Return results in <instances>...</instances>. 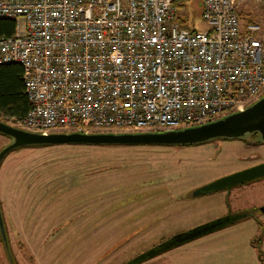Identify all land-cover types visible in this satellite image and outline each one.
I'll return each mask as SVG.
<instances>
[{"label": "rangeland", "instance_id": "obj_1", "mask_svg": "<svg viewBox=\"0 0 264 264\" xmlns=\"http://www.w3.org/2000/svg\"><path fill=\"white\" fill-rule=\"evenodd\" d=\"M201 1L184 0L179 11L197 31L208 27ZM256 3L249 0L240 15L264 24V1ZM0 120L22 128L14 119ZM10 142L0 134V151ZM260 161L264 142L258 134L195 145L17 148L0 165L9 242L7 250L0 231V264H126L177 233L245 211L249 219L140 264H258L264 259V177L199 196L193 192Z\"/></svg>", "mask_w": 264, "mask_h": 264}, {"label": "built area", "instance_id": "obj_2", "mask_svg": "<svg viewBox=\"0 0 264 264\" xmlns=\"http://www.w3.org/2000/svg\"><path fill=\"white\" fill-rule=\"evenodd\" d=\"M248 2L203 0L197 31L181 25V0H0L16 24L0 64L22 65L30 101L17 124L155 132L243 110L264 95V24L242 19Z\"/></svg>", "mask_w": 264, "mask_h": 264}, {"label": "water", "instance_id": "obj_3", "mask_svg": "<svg viewBox=\"0 0 264 264\" xmlns=\"http://www.w3.org/2000/svg\"><path fill=\"white\" fill-rule=\"evenodd\" d=\"M257 133L258 140L264 142V95L239 110L225 115L214 121L201 125L191 126L178 130L155 131V132H52L48 134L30 132L15 127L0 120V134L11 138L10 144L0 151V165L5 156L11 151L30 145L45 144H90V145H195L208 142L212 139H243ZM264 176V162L236 171L226 176L217 178L199 188L194 196H199L214 191L230 189L234 186L244 184ZM245 214L229 213L204 224H200L190 230L175 234L171 238L159 243L157 246L136 256L126 264H139L149 258L161 254L169 249L181 245L215 230L224 228L241 218ZM0 231L6 249L9 242L6 227L2 218L0 208Z\"/></svg>", "mask_w": 264, "mask_h": 264}, {"label": "trees", "instance_id": "obj_4", "mask_svg": "<svg viewBox=\"0 0 264 264\" xmlns=\"http://www.w3.org/2000/svg\"><path fill=\"white\" fill-rule=\"evenodd\" d=\"M181 1H183V3L179 4V7H183L184 0ZM202 3L203 0L201 1V9H202ZM179 19L183 27L188 26L186 19H183L181 17ZM15 26L16 24L14 20L8 18H0V38L11 36L15 31ZM29 109H30V101L25 91L22 65L18 63L0 64V117L11 118L14 119L15 121L21 120L26 116ZM245 212H241L245 214L244 216L245 218L247 216L248 217L252 216L251 213H247V212L245 213ZM240 220H237L235 222H238ZM259 225L263 228V224L261 221H259ZM158 255H155L149 258L148 260Z\"/></svg>", "mask_w": 264, "mask_h": 264}, {"label": "flooded vegetation", "instance_id": "obj_5", "mask_svg": "<svg viewBox=\"0 0 264 264\" xmlns=\"http://www.w3.org/2000/svg\"><path fill=\"white\" fill-rule=\"evenodd\" d=\"M257 134V133H256ZM223 139V138H222ZM224 140H241V139H224ZM262 162H264V161H260V163H262ZM256 164H259V162L258 163H256ZM256 164H254V165H256ZM264 177V176H263ZM260 178H262V177H260ZM260 178H258V179H260ZM255 180H257V179H255ZM231 189V188H230ZM262 212H264V208H262ZM232 213V212H231ZM247 213H249V212H247ZM224 216V215H223ZM218 218V217H217ZM216 219V218H215ZM264 260V259H263Z\"/></svg>", "mask_w": 264, "mask_h": 264}, {"label": "crops", "instance_id": "obj_6", "mask_svg": "<svg viewBox=\"0 0 264 264\" xmlns=\"http://www.w3.org/2000/svg\"><path fill=\"white\" fill-rule=\"evenodd\" d=\"M249 218H250V217H248V218L246 217V218H243V220H244V219H249ZM262 260H263V259H262ZM262 260H261L258 264H261V263H262Z\"/></svg>", "mask_w": 264, "mask_h": 264}]
</instances>
